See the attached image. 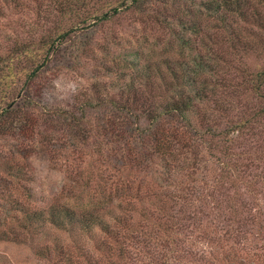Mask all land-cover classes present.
Here are the masks:
<instances>
[{"label": "trees", "instance_id": "trees-1", "mask_svg": "<svg viewBox=\"0 0 264 264\" xmlns=\"http://www.w3.org/2000/svg\"><path fill=\"white\" fill-rule=\"evenodd\" d=\"M55 1L54 9L69 12L78 0ZM141 2L121 0L92 16L102 20L112 17L122 6L136 9L153 25L170 29L172 39L168 43L172 51L157 59L152 52L134 50L128 64L133 66V77L138 80L123 82L121 97L88 95L78 101L77 113L66 110L61 114L69 130V144L76 152L80 149L87 155L80 165L81 173L74 179L78 191L71 195L72 202L49 199L41 205H30L18 197L6 198L15 213L8 231L0 229V236L18 239L25 235L34 241L40 235L48 238L55 228L69 232L76 241V254L85 257V242L97 230L102 233L96 247L103 264L104 259L110 264H128L133 261L131 255L143 248L147 264H179L178 230L181 224L189 228L191 221L187 220L194 216L192 205L195 200L202 201L200 181L209 190L205 193L211 194L219 174H233L238 156L232 144L264 118V63L252 70L236 66L235 72L228 65L230 57L225 55V50L242 56L255 51L264 57V0L204 1L198 8L209 12L207 31L199 19L168 21L161 17L159 9L146 4L141 7ZM21 5L20 0H0V16ZM86 19L82 17L80 21ZM66 35L68 30L54 25L37 38H14L1 48L5 50L0 51V138L19 136L31 140L39 134L48 142L52 139L36 126L41 113L35 108L33 80ZM230 85L237 86L236 94L226 89ZM241 87L252 90L256 104L245 105L242 118L219 123L217 116L232 109L231 97L237 96ZM29 107H34L33 112L27 111ZM94 112H99L97 124L112 141L97 151L87 144L89 118ZM206 155H211L218 167H213V178H209L207 169L203 173L205 164L199 165ZM12 160L6 161L8 166L2 160L0 167L20 177L23 173L14 169ZM110 167L115 170L110 171ZM132 210H138L139 215L134 216ZM51 247L47 243L37 245L35 252L49 258L56 256L53 264H65L61 257L67 264H83L81 260H70L62 244ZM219 251L211 253L209 264H260L241 259L239 253L221 258ZM87 256V264H100ZM263 259L262 256L261 264Z\"/></svg>", "mask_w": 264, "mask_h": 264}, {"label": "rangeland", "instance_id": "rangeland-1", "mask_svg": "<svg viewBox=\"0 0 264 264\" xmlns=\"http://www.w3.org/2000/svg\"><path fill=\"white\" fill-rule=\"evenodd\" d=\"M20 1L22 5L17 9L10 11L6 16H0V51L5 50L1 48L7 46L8 40L30 39L31 36L37 38L46 28H54V25H61L68 30V35L62 39L60 48L51 55L49 62L33 80L37 93L35 108L41 113L36 126L38 131L52 139L48 142L39 134L31 140L19 136L0 138V153L4 155H0V158H3L0 162L5 160L4 165L8 166L6 161L13 159L16 164L14 169L23 173L17 177L11 175V170H8L9 173L0 167V229L6 231L15 213L6 198L18 197L25 203L30 202V205H41L49 199L72 202L71 195L78 191L74 179L81 173L80 165L87 159V155L80 149L76 152V148L69 144V130L61 114L66 110L77 113L78 101L88 95H112L117 99L121 97L120 85L126 80H138L133 77V66L128 64L134 50H141L144 54L145 51L152 52V57L157 59L172 51L171 44L168 43L172 39L170 29L153 25L136 9L122 6L112 17L102 20L92 16L101 10L106 11L109 5L114 6L121 0H78L69 12L54 9L52 5L57 3L55 0ZM204 1L206 0H142L141 7L146 4L148 7L159 9L161 17L168 21L185 19L187 22L189 18L199 19L204 24V29L208 30L206 24L211 23L209 12L204 7L202 10L198 8ZM9 10L10 8L6 12ZM82 17L87 19L81 22ZM38 50L40 49H32ZM78 54L80 56H77ZM225 55L230 57L228 65H231L234 71L236 66L241 68L244 65L252 70L256 68L254 66L264 63V57L257 55L255 51L250 52L248 56H242L239 52L233 54L225 50ZM144 57L141 55L142 59ZM18 65L26 68L22 62ZM22 74L24 76V73ZM234 74L232 72V76ZM96 88L98 90L94 92ZM226 89L232 94L237 93L235 85ZM255 96L251 89L241 87L238 95L231 97L232 103L229 104H232V109L227 114L217 116V121L224 123L228 118H242L244 113L241 109L246 110L245 105L256 104ZM33 109L34 107H29L27 111L33 112ZM99 115V112H94L89 118L91 127L87 144L95 151L112 143L104 136L107 134L104 128L97 124ZM256 126L247 130L244 136L232 144L233 151L238 156L233 174L227 177H221L219 174V182L214 185V191L210 190L213 191L211 194L205 193L209 190L203 180L200 181L202 186L199 190H203L202 201L195 200L192 205L194 216L187 220L191 221L189 228L181 224L178 230L179 264H209L207 259L217 250H220L221 258H229L232 253H239L241 259L244 257L248 261L261 264L260 259L264 257V118L258 121ZM77 146L80 147L79 144ZM18 149H21L20 153ZM97 155L100 156L98 153ZM200 162L199 165L205 164L203 173L209 171V178L212 177L210 174L213 167L218 170L211 155L201 157ZM109 170L115 169L110 167ZM201 178L204 179L203 176ZM92 185L95 186L93 181ZM136 207L140 208L141 205ZM132 214L138 216L139 212L132 210ZM145 221L147 225V220H144V223ZM52 229L48 238L40 235L36 236L34 241L25 235L18 239L0 236V264H53L57 259L53 256L54 253L51 254L54 258H49L35 252L36 246L44 243L52 247L56 243L62 244L70 260H76V263H81L78 262L81 260L83 264H87V255H90L92 262L100 261V264H103L96 247L99 241L97 237L102 233L96 230L92 237L85 236L87 242L83 253L87 254L85 253L84 257L76 254V241L69 232ZM135 250L134 248V252ZM254 253L259 255V258H256ZM131 257L133 261L128 264H147L145 248ZM61 258V262L67 264L64 257ZM104 261L105 264H110L105 259Z\"/></svg>", "mask_w": 264, "mask_h": 264}]
</instances>
